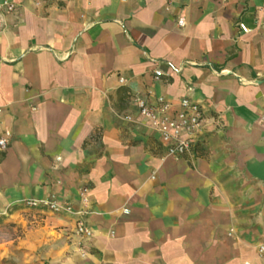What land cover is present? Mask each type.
Segmentation results:
<instances>
[{
  "label": "crops",
  "instance_id": "0c3cea01",
  "mask_svg": "<svg viewBox=\"0 0 264 264\" xmlns=\"http://www.w3.org/2000/svg\"><path fill=\"white\" fill-rule=\"evenodd\" d=\"M16 2L0 29V233L17 232L0 262L264 264V0ZM159 96L203 113L179 160L135 102ZM84 187L82 255L73 216L23 200L79 208Z\"/></svg>",
  "mask_w": 264,
  "mask_h": 264
},
{
  "label": "built area",
  "instance_id": "2783aa9c",
  "mask_svg": "<svg viewBox=\"0 0 264 264\" xmlns=\"http://www.w3.org/2000/svg\"><path fill=\"white\" fill-rule=\"evenodd\" d=\"M229 0H219L226 4ZM36 4H42L44 0H35ZM16 0H0V29L4 25L6 14L17 10ZM179 25L184 26L185 21L179 20ZM243 31L248 29L244 24H240ZM160 69L155 71V80H160L163 76H170ZM123 81V79H121ZM189 90H192L189 87ZM136 105L139 113L149 123L154 131L160 134L161 140L167 149V156L179 160L189 153L193 147L194 140L197 138L203 128V113L198 102L190 97H184L180 100L178 107L168 101L165 97L159 96L156 104H149L144 98H136ZM129 121L133 120L128 116ZM11 134L6 132L5 136L0 137V148L6 150L9 146V137ZM89 188L84 187L80 192L82 206L75 208L71 203L61 202L56 194L41 199H25L23 204L33 210H45L52 213H67L75 219L74 233L79 237L78 248L82 255H85L84 242L93 237V230L89 225L86 216L89 213ZM259 254L264 256V243L258 246Z\"/></svg>",
  "mask_w": 264,
  "mask_h": 264
},
{
  "label": "rangeland",
  "instance_id": "374dc122",
  "mask_svg": "<svg viewBox=\"0 0 264 264\" xmlns=\"http://www.w3.org/2000/svg\"><path fill=\"white\" fill-rule=\"evenodd\" d=\"M1 232L3 233H0V241H2L5 238L10 237L11 235L15 234L17 231L10 230V231H1ZM0 264H7V260L0 262Z\"/></svg>",
  "mask_w": 264,
  "mask_h": 264
}]
</instances>
